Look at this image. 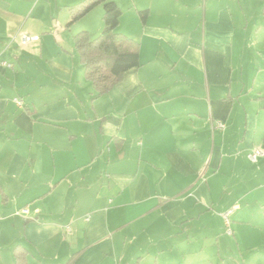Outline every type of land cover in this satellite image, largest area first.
<instances>
[{
	"label": "crops",
	"instance_id": "crops-1",
	"mask_svg": "<svg viewBox=\"0 0 264 264\" xmlns=\"http://www.w3.org/2000/svg\"><path fill=\"white\" fill-rule=\"evenodd\" d=\"M79 1L0 0V264H264L263 1L115 0L142 65L98 97Z\"/></svg>",
	"mask_w": 264,
	"mask_h": 264
},
{
	"label": "trees",
	"instance_id": "trees-1",
	"mask_svg": "<svg viewBox=\"0 0 264 264\" xmlns=\"http://www.w3.org/2000/svg\"><path fill=\"white\" fill-rule=\"evenodd\" d=\"M263 13H264V0ZM104 6V28L92 38L86 30L74 35V43L88 80L92 82L97 97L110 92L124 74L142 65L140 42L118 31L122 8L115 0H81L70 8L69 26L81 20L97 6ZM142 24H146L149 10L138 11ZM1 190V186H0ZM15 264H28L25 250L15 249ZM73 258V257H72Z\"/></svg>",
	"mask_w": 264,
	"mask_h": 264
},
{
	"label": "built area",
	"instance_id": "built-area-1",
	"mask_svg": "<svg viewBox=\"0 0 264 264\" xmlns=\"http://www.w3.org/2000/svg\"><path fill=\"white\" fill-rule=\"evenodd\" d=\"M31 39H32V37L29 36V35H25L24 36V41L25 42H27V41H29ZM3 64L5 66H11V64H9L8 62H3ZM15 101H16V103L19 106H23V104H24L23 100L20 99V98H15ZM225 127H226V124L224 122H222V121L218 122L217 128L224 129ZM247 157H248V159L251 162L255 163V162H257L259 160V158L264 157V149H262V148H254V149H252L251 151L248 152ZM232 211L233 210H230V211H228V212L223 214L224 219H225V223H226V227H227V232L229 234L232 233L231 220H230V217H229ZM28 212H29V210L25 208V209H22V210L18 211L17 214H26Z\"/></svg>",
	"mask_w": 264,
	"mask_h": 264
},
{
	"label": "rangeland",
	"instance_id": "rangeland-1",
	"mask_svg": "<svg viewBox=\"0 0 264 264\" xmlns=\"http://www.w3.org/2000/svg\"><path fill=\"white\" fill-rule=\"evenodd\" d=\"M64 1H67V0H64ZM72 1V0H71ZM43 3H45V0H44V2H42V4ZM263 7V6H262ZM95 10H102L103 11V14H104V6H103V4H101V5H99V6H97V8L95 9ZM93 11V12H97V11ZM263 13V12H262ZM93 14H95V13H93ZM264 18V17H263ZM99 36V35H98ZM98 36H92V38H96V37H98Z\"/></svg>",
	"mask_w": 264,
	"mask_h": 264
}]
</instances>
